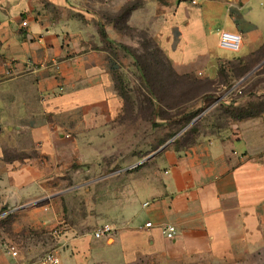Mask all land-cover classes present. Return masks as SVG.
<instances>
[{"label":"crops","instance_id":"obj_1","mask_svg":"<svg viewBox=\"0 0 264 264\" xmlns=\"http://www.w3.org/2000/svg\"><path fill=\"white\" fill-rule=\"evenodd\" d=\"M223 30L240 52L220 47ZM144 33L177 75L208 82L201 94L242 66L238 83L264 93V0H0V264L55 248L64 264H264V113L222 121L208 105L196 141L190 124L137 170L96 175L95 142L124 107L112 45ZM113 179L118 200L68 220L66 183ZM102 224L116 230L95 238Z\"/></svg>","mask_w":264,"mask_h":264},{"label":"rangeland","instance_id":"obj_2","mask_svg":"<svg viewBox=\"0 0 264 264\" xmlns=\"http://www.w3.org/2000/svg\"><path fill=\"white\" fill-rule=\"evenodd\" d=\"M133 41L134 43L129 45L130 50L123 49L120 43L112 46V51L118 58L116 59V64L118 65L117 75H119L117 86L125 95L126 101L122 100L126 111L121 115L119 122L113 124L112 132L101 136L95 142V145L101 149V156L97 158V165L102 166L101 170L96 173L99 176L106 174L114 176L121 167L137 170L140 165L147 164V160L163 146L158 147L159 144L171 142L184 131L183 128L174 133L176 128L170 126L167 122L165 123L164 118H167L171 112L164 110L161 113L159 110L155 115L152 113L149 99L153 101L154 99H152V95L147 91V86L143 82L142 72L134 64L135 57H138V60L142 62L144 70H146L152 80V84L158 93L160 105H172L179 101L183 102V98L188 95L184 91L191 86L187 84L180 89L177 86L172 92L167 93L165 78L168 74V69L160 62L161 56L159 54L152 60L149 57L150 54L147 53V48L149 50L152 39L146 34L144 39L138 38L136 42L134 38ZM122 54H124L123 57ZM133 54L136 56H133ZM224 90L225 87L220 86L216 94ZM263 100L255 99V102L258 103ZM201 103L202 101L192 107L196 108ZM213 104L211 103L209 106L216 105ZM207 106L208 104H205V107ZM206 109L199 115L204 116ZM154 122L161 123L157 125ZM137 163L140 164L134 167ZM74 184V181L66 183L63 193L66 216L69 221L85 215L90 210L94 212L95 200H118L119 198L120 185L114 179L113 183L110 184L98 181L96 184L86 185L85 188L69 187ZM87 187L90 188L89 191H87ZM82 200H85V204L82 203ZM88 200H90L89 203Z\"/></svg>","mask_w":264,"mask_h":264},{"label":"trees","instance_id":"obj_3","mask_svg":"<svg viewBox=\"0 0 264 264\" xmlns=\"http://www.w3.org/2000/svg\"><path fill=\"white\" fill-rule=\"evenodd\" d=\"M102 33L106 37L105 32L103 31ZM145 35H146L145 33L142 34L141 39H144ZM150 43L151 45L149 46V50L147 48V53L150 54L149 57L153 60V58H155V56L159 54L161 56V58L159 59L160 62L164 64L168 69V74L165 78L167 93L172 92L174 89L177 88V86L178 89L183 88V86L187 84H189L188 86H191L184 91V93L188 95L183 98L182 100L183 102L179 101L172 105H163V104L160 105V101L157 95L158 93L156 92V89L152 84V80L150 79L148 73H146V70H144V67L142 66V62L138 60V57H135L134 64L135 66L137 65L140 72H142L141 76L143 82L147 86L148 89L147 91L152 95L151 96L153 97L152 99H154V101L149 99L152 113L155 115L159 110L161 111V113L164 110H167V112H171V114L164 119H165V123L167 122L168 124L176 128L174 130V133L182 130L183 128L191 124L184 131L182 135H188V138L191 139V142L196 141L194 136L199 131V128L201 124H203V121L209 118V116L204 117L199 115L206 108L205 104L209 105L211 103H216L215 108L213 109L215 111H213L214 113H212V116L222 121L224 120L227 121L229 118L240 120L264 113V100L258 103L255 102V99H264V93H258L257 91H252L251 88L244 87L243 84L238 83L240 81L239 79H241L243 75L247 73L248 71L247 66H242L241 67L242 69H237L236 71H234L233 74L237 76L236 77L237 80L234 81L232 80L230 82L227 79L228 78L227 74H225L224 70H222V75L224 76V79L226 81L224 85L225 90L223 92L216 94V91L219 88L218 86H216L211 88L210 92L201 94L208 87V82L193 80L177 75L175 71L172 69L167 58L160 50V48L154 43L153 40ZM121 46L125 50L131 49L130 47L124 44H121ZM133 56L136 55L133 54ZM239 63L241 64V62ZM114 76L116 79V89L119 95L121 96V98L124 99V101H126L125 95L117 86L119 80V75H117V69L114 72ZM226 92L227 94H225ZM224 94L225 96H223ZM244 99L247 100V101L245 100V103L243 102ZM200 101H202L201 105H198L196 108L192 107L196 103L198 104V102ZM125 111H126V107L124 104L123 113ZM154 123L158 125L161 122H154ZM214 125L215 124L213 123V126ZM163 143L164 142L159 144L158 147L161 146Z\"/></svg>","mask_w":264,"mask_h":264},{"label":"built area","instance_id":"obj_4","mask_svg":"<svg viewBox=\"0 0 264 264\" xmlns=\"http://www.w3.org/2000/svg\"><path fill=\"white\" fill-rule=\"evenodd\" d=\"M199 1L200 0H191L192 4H198ZM23 24H27V22L24 21ZM219 44L223 50L236 54L242 49V34L239 32L223 30L220 33ZM145 225L150 227L152 226V223L147 222ZM66 229V225L62 224V226L54 230V233L62 235ZM115 230L116 228L113 227L112 224H102L94 231V237H109L115 232ZM163 232L167 238H175L177 236L178 229L175 225L167 223L163 226ZM6 247L10 255L14 257L18 255V251L14 245L6 244ZM21 264H64V262L62 260L61 249L55 248L46 251L44 254L39 255L28 262H22Z\"/></svg>","mask_w":264,"mask_h":264}]
</instances>
